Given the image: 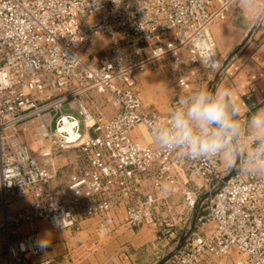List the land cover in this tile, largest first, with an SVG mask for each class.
<instances>
[{"label":"built area","instance_id":"2783aa9c","mask_svg":"<svg viewBox=\"0 0 264 264\" xmlns=\"http://www.w3.org/2000/svg\"><path fill=\"white\" fill-rule=\"evenodd\" d=\"M239 1L0 0V264H64L39 239L40 221L59 231L90 223L102 237L120 212L130 229L187 235L166 264L232 254L233 264H264V176L181 158L150 130L221 70L212 27ZM148 71L165 73L171 112L136 88ZM141 125L151 142L134 134ZM32 128L38 150L24 140Z\"/></svg>","mask_w":264,"mask_h":264},{"label":"crops","instance_id":"0c3cea01","mask_svg":"<svg viewBox=\"0 0 264 264\" xmlns=\"http://www.w3.org/2000/svg\"><path fill=\"white\" fill-rule=\"evenodd\" d=\"M261 12H264V0H255L253 5L240 0L227 20L212 27L216 59L222 65L227 64L218 78L214 75L209 85L213 83L211 90L227 87L234 92L241 121H246L257 108L264 107V21H255ZM221 165L226 173L233 171L222 162ZM27 201L30 199L14 203V206L22 207ZM121 223L124 226H120ZM89 225L86 223L81 231H59L42 220L37 226L42 243L53 246L51 254L61 260L65 257L64 264H151V247L147 241L160 232L158 225L130 229L121 212L113 227L116 230L108 237L102 238Z\"/></svg>","mask_w":264,"mask_h":264},{"label":"clouds","instance_id":"9594fccd","mask_svg":"<svg viewBox=\"0 0 264 264\" xmlns=\"http://www.w3.org/2000/svg\"><path fill=\"white\" fill-rule=\"evenodd\" d=\"M264 21V12L255 20ZM154 142L179 157L218 160L241 174L264 176V107L241 123L227 87L199 89L178 99L167 122L151 126Z\"/></svg>","mask_w":264,"mask_h":264},{"label":"rangeland","instance_id":"374dc122","mask_svg":"<svg viewBox=\"0 0 264 264\" xmlns=\"http://www.w3.org/2000/svg\"><path fill=\"white\" fill-rule=\"evenodd\" d=\"M107 42H108L107 39H101L99 42L93 45L92 49L99 51L102 48V45L104 46V44H106ZM102 56H103L102 54L98 55L99 58H101ZM135 85L136 88L140 91L141 95L143 96L146 104L155 106L160 111L165 113L171 112L170 100L173 95V88L169 85L165 73L148 71L137 74ZM209 88L210 85L209 86L207 84L202 85V89H209ZM139 130L142 131L146 139V142H151V138L147 132V129L144 128L143 125L137 127L134 131V134L135 135L140 134L141 132ZM34 135L35 132L32 128L24 136V140L28 142L35 150H38V148H40V146L42 145V142H40L37 138H35ZM75 159H76L75 153L70 152L67 153V155L60 157L59 161L62 165H67L71 161H74ZM207 205H208L207 203L203 204L200 207V209H198L195 213L198 214V212H200L201 215L204 214V210L207 207ZM16 209L17 208L14 206L13 203L12 207H10V210L13 211ZM194 215L192 216V219L188 221L185 231H187V229H189L192 226ZM120 226H124V224L121 223ZM158 229L162 231L164 229V226L163 227L160 226L158 227ZM115 230L116 228L111 233H113ZM161 231L158 234L152 236V240L147 241L148 245L151 247V252L149 253V256L152 254L150 258L151 264H158L162 259H164L172 251H174L178 247L181 238L184 236V232L176 231L172 235V237H170L169 234L162 235ZM108 236H102V238ZM0 249H1V239H0ZM238 258H239L238 255L232 254L230 257L226 258L225 261L227 264H233V261L237 260Z\"/></svg>","mask_w":264,"mask_h":264},{"label":"water","instance_id":"95a60500","mask_svg":"<svg viewBox=\"0 0 264 264\" xmlns=\"http://www.w3.org/2000/svg\"><path fill=\"white\" fill-rule=\"evenodd\" d=\"M231 57H232V55L230 56V58H231ZM225 64H227V63H223L222 68H221V70L217 73L216 78H218V76H219V74L221 73V71L223 70V67H224ZM212 87H213V83H212L211 86H210V90H211ZM196 218H197V214H195V217H194V219H193V223H192V226H191V230L194 228V225H195V223H196ZM186 238H187V235L183 236V237L181 238L180 242H179L178 247H177L173 252H171L169 255H167L164 259H162L158 264H166V263L171 259V257L175 254V252H176L177 250H179V249L184 245Z\"/></svg>","mask_w":264,"mask_h":264},{"label":"bare ground","instance_id":"6f19581e","mask_svg":"<svg viewBox=\"0 0 264 264\" xmlns=\"http://www.w3.org/2000/svg\"><path fill=\"white\" fill-rule=\"evenodd\" d=\"M145 128V127H144ZM141 133H142V131L141 130H139ZM143 134V133H142Z\"/></svg>","mask_w":264,"mask_h":264}]
</instances>
